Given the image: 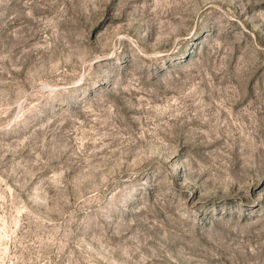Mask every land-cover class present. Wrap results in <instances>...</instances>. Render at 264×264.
Segmentation results:
<instances>
[{
  "label": "rangeland",
  "instance_id": "obj_1",
  "mask_svg": "<svg viewBox=\"0 0 264 264\" xmlns=\"http://www.w3.org/2000/svg\"><path fill=\"white\" fill-rule=\"evenodd\" d=\"M0 264H264V0H0Z\"/></svg>",
  "mask_w": 264,
  "mask_h": 264
}]
</instances>
